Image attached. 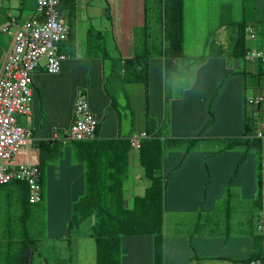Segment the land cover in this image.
<instances>
[{
  "label": "crops",
  "instance_id": "1",
  "mask_svg": "<svg viewBox=\"0 0 264 264\" xmlns=\"http://www.w3.org/2000/svg\"><path fill=\"white\" fill-rule=\"evenodd\" d=\"M100 1L76 0L70 24L74 31L75 26L84 24L85 33L91 34L98 25L96 19L102 18L94 10L102 7ZM105 1L106 13L102 8V14L107 15L109 28L100 31L110 33L112 42L106 37L104 41L86 37L84 48L95 49L92 56L69 58L78 48V41L72 38L69 53L59 47L66 59L58 73L45 72L43 60L32 74L30 114L18 118L32 131V137L14 156V162L38 164L39 140H56L62 150L60 157L48 164L46 176L41 173V192L47 185V201L43 202L44 196L38 206H24L26 190L22 185H0L19 203L14 207H21L19 218L6 213L0 216V244L11 242L15 232L24 238L39 231L45 237L29 251L30 264L34 256H51V264H95V240L90 235L94 218L84 221L87 230L82 232L71 235L66 228L73 200L86 189L87 167L84 158H78V144L62 133L71 123L81 89L98 120V140L129 142L126 158L122 151L114 158L120 168L127 169L123 179L126 207H132L134 197L143 195L151 184L139 164V148L131 146L130 138L144 132L165 142L162 166L157 171L164 182L162 264H242L251 254L264 252V240L258 239L254 230L259 159L264 155V64L240 56L239 51L234 53L235 36L243 22L255 33L254 39L246 37L249 50L264 49L259 47L264 0L238 1L240 15L223 28L229 35L217 47L202 55L182 51L176 59L167 60L166 67L164 43L149 48V33H155L153 23H157V33L163 30L153 9L154 0ZM232 6L225 2L222 9L231 10ZM35 9L36 0H0V25L10 24L7 31L0 32V64L19 26L34 16ZM64 21L68 27L70 22ZM138 30L146 34L142 46L137 45ZM129 58L137 70L123 75L124 60L128 63ZM89 64L90 77L85 70ZM252 97H260V103L249 104ZM123 118L130 120L126 135L121 134ZM258 132L262 138L257 137ZM237 138L243 143L227 144ZM92 147L85 151L94 155ZM28 219L32 220L30 226L24 223ZM35 222H45V231L35 228ZM119 248V264L155 263L152 235H124Z\"/></svg>",
  "mask_w": 264,
  "mask_h": 264
},
{
  "label": "trees",
  "instance_id": "2",
  "mask_svg": "<svg viewBox=\"0 0 264 264\" xmlns=\"http://www.w3.org/2000/svg\"><path fill=\"white\" fill-rule=\"evenodd\" d=\"M184 0H154L153 9L158 15L157 19L162 22L163 30L158 32L154 42H163L165 67L167 60L172 61L182 54L183 35V5ZM76 0H59L58 9L61 17L68 21L67 40L73 38L74 29L70 25L75 15ZM148 20V19H147ZM244 24V25H243ZM238 32L235 40L234 53L240 56L246 55L249 48L246 45L245 22ZM250 26V25H249ZM259 47H264V28L259 31ZM162 46H160L161 48ZM159 48V49H160ZM237 49V50H236ZM149 50V49H148ZM160 51V50H159ZM150 52V50H149ZM238 55V54H237ZM132 58L129 62L124 60V73L129 75L137 69L132 68ZM128 61V60H127ZM175 64L172 66L174 67ZM131 67V68H130ZM140 68H138V73ZM263 72V71H262ZM87 100V99H86ZM88 102V101H87ZM97 123V127H98ZM96 127V135H97ZM148 136L141 139L139 146V164L144 169V176L150 180V186L141 196L134 197L132 207H126L123 195V179L127 169L120 168L118 161L114 160L122 151L123 159L126 158L129 143L128 140L99 141L97 136L90 141H75L78 144L79 159L86 163V189L73 200L71 215L66 225L68 231L80 225L85 220L94 218L91 224L90 235L95 240L96 255L95 264H119L120 248L119 241L124 235L149 234L154 237L155 263L162 264V194L163 177L157 173L161 168L163 148L165 142L158 136ZM229 142V141H228ZM243 143L240 139H231L228 145ZM83 145V147H81ZM39 150V170L60 157L62 147L56 140L44 139L36 142ZM93 146V147H92ZM86 148L92 147L94 155ZM86 152L87 156H82ZM92 155V156H91ZM122 172V173H120ZM5 185H22L25 192L24 206H38L44 193L41 192V201L31 204L28 202L27 187L23 181H12ZM19 201V200H18ZM17 202V201H16ZM13 234V239L5 245L6 252L1 264H25V251L34 250L35 242L45 237L37 231L34 235H26L24 238ZM258 239L264 240V236L257 234ZM252 259H263L264 252L259 251L251 254L242 264ZM30 264V262L28 263Z\"/></svg>",
  "mask_w": 264,
  "mask_h": 264
},
{
  "label": "built area",
  "instance_id": "3",
  "mask_svg": "<svg viewBox=\"0 0 264 264\" xmlns=\"http://www.w3.org/2000/svg\"><path fill=\"white\" fill-rule=\"evenodd\" d=\"M59 0H36L35 14L19 26L12 47L7 51L0 69V185L12 181H23L27 187L28 202L41 201L40 170L37 163H15L14 156L26 146L32 131L22 126L18 117L30 114L32 103V74L44 60V70L48 74L60 71L66 55L59 47L67 39L68 27L61 17ZM10 24H1L0 32L9 29ZM247 38L254 39L251 26L245 28ZM246 59L264 64V49H252ZM249 104L258 105L260 97H252ZM98 120L90 110L83 94H77L73 104L72 120L63 136L69 141H90L96 138ZM149 135L142 132L130 138L132 147L139 148L140 140ZM262 138V132L257 133ZM258 210L256 232L264 236V155L259 159ZM244 264H264L263 259H252Z\"/></svg>",
  "mask_w": 264,
  "mask_h": 264
},
{
  "label": "rangeland",
  "instance_id": "4",
  "mask_svg": "<svg viewBox=\"0 0 264 264\" xmlns=\"http://www.w3.org/2000/svg\"><path fill=\"white\" fill-rule=\"evenodd\" d=\"M240 0H184L183 5V52H187L189 54H194V55H202L203 52L209 51L210 47L215 46L217 47V43L220 41L224 40V37H227L229 34L225 33V30L223 28L226 27V24L229 23L230 20H233L234 18H238L240 15V11L237 10L236 4ZM102 4V7L96 8L94 7V10H98L100 16L96 19L97 21V26L96 28L91 30V34L87 35L85 33V25L80 24L78 27L75 26V31L73 34V40L76 39L78 48L75 52L74 55H70L69 58H74L79 57V58H88L89 56H92L91 54L94 53L95 49L91 48H84L88 44H86L85 40L86 37H90L92 39H97L96 41H104V37L108 38V42H112V35L110 33L104 34V32H101L100 28L102 27H107L109 26L106 23L107 15L102 14V8L104 10V13H106V10L104 9V6L107 4L105 0L100 1ZM225 2H228L229 4H232L233 8L231 10H224L222 9L223 4ZM225 8V7H224ZM108 14V11H107ZM97 16V15H96ZM149 20V17H147ZM156 19V18H154ZM147 20V23H148ZM225 25V26H224ZM157 23H153V28L155 30V33H149V48L153 46L156 39L152 40L154 37L158 36L157 29ZM99 29V30H96ZM247 34V33H246ZM146 37V34H142V30H138L136 33V38H139V42H137L138 46H142L144 39ZM72 40V39H71ZM72 40V41H73ZM71 41V42H72ZM207 43H206V42ZM71 42L69 39L63 40L62 43L60 44V51H65L69 53L70 47H71ZM74 42V41H73ZM206 43V44H205ZM149 49L150 51L153 50ZM102 51V50H101ZM60 52V53H61ZM97 52L101 53L99 50ZM186 61V60H185ZM43 62V60H42ZM2 65V63L0 64ZM76 66V65H75ZM1 67V66H0ZM80 67V66H77ZM108 68V63L105 68L107 70ZM91 65H87L85 67L86 70V75L88 77L91 76ZM83 91V90H82ZM81 89L78 90V94H81ZM85 93V92H83ZM86 95V94H85ZM42 101V100H41ZM43 102V101H42ZM23 116H19L18 118H21ZM128 118H130L128 116ZM29 120V119H28ZM130 120H125L124 118L122 119V131L121 134L126 135L128 133V129L125 126H128ZM125 127V128H124ZM68 144L72 145L71 142ZM32 154V152H31ZM48 165L44 166L42 171H40V180H41V173L46 176L47 170H48ZM43 176H42V183H43ZM4 188V186H0V216L2 217L4 213L8 214L12 218H19L20 217V210L21 207L19 206L18 209L14 207V204L19 205L13 197H9L7 194L4 193L1 189ZM43 191H44V196H45V201H47V185L43 186ZM93 217H91L92 219ZM87 222V221H85ZM85 222L81 223L80 225L71 228L70 233L71 235L75 234V232H82L86 229ZM25 225L30 226L32 223V220H26ZM42 227V229H41ZM45 222L39 224V222H35V228H40L42 231H45ZM256 231V229L254 228ZM257 233V232H256ZM258 234V233H257ZM37 245H39V242H36ZM6 252L5 248V242H1L0 244V264L2 263L4 259V254ZM48 258H51V256H41V258H35L33 257L32 264H51V261H49ZM73 260V259H72ZM72 264V262H71Z\"/></svg>",
  "mask_w": 264,
  "mask_h": 264
},
{
  "label": "water",
  "instance_id": "5",
  "mask_svg": "<svg viewBox=\"0 0 264 264\" xmlns=\"http://www.w3.org/2000/svg\"><path fill=\"white\" fill-rule=\"evenodd\" d=\"M29 250L28 249H26V251H25V264H28L29 263Z\"/></svg>",
  "mask_w": 264,
  "mask_h": 264
}]
</instances>
